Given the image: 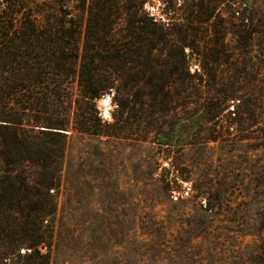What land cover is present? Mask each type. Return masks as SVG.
<instances>
[{
    "label": "trees",
    "instance_id": "1",
    "mask_svg": "<svg viewBox=\"0 0 264 264\" xmlns=\"http://www.w3.org/2000/svg\"><path fill=\"white\" fill-rule=\"evenodd\" d=\"M146 1L0 0V264H50L56 239L72 231V224L61 223L59 196L74 141L130 143L161 153L176 147L181 154L190 144L179 136L174 146L166 124L222 123L225 133L196 144L202 147L230 135L232 126L264 122V75L257 65H264V20L256 26L242 1L191 0V28L172 18L177 10L169 5L165 17L149 15ZM219 4L229 16L220 15L208 36L204 25ZM229 35L235 43L226 42ZM207 36L216 42H205ZM106 97L115 106L111 121L97 106ZM145 158L148 177L161 184L158 194L169 198L179 182H194L185 204L196 215L189 213L188 229L176 221L177 229L189 241L218 233L224 190L209 177H183L180 162L154 180L160 159ZM140 216L128 234L165 238L173 231L158 215ZM250 235L262 239L264 229ZM231 264H264V241Z\"/></svg>",
    "mask_w": 264,
    "mask_h": 264
},
{
    "label": "rangeland",
    "instance_id": "2",
    "mask_svg": "<svg viewBox=\"0 0 264 264\" xmlns=\"http://www.w3.org/2000/svg\"><path fill=\"white\" fill-rule=\"evenodd\" d=\"M190 1L147 0L144 10L151 16L162 18L163 9L169 5L177 10L172 16L176 22L194 28L196 25L187 21ZM237 1L248 5L255 13L256 26H260L259 20H264V0ZM220 15L229 16L225 4H219L213 18L207 26L204 25L210 28L208 36L213 34L212 24ZM208 36L205 42H216L215 38ZM236 40L232 35L226 38L228 43ZM260 43L257 41L256 44ZM257 65L264 75L260 60ZM197 68L198 63L194 62L192 71ZM97 106L105 120H113L115 106L111 97L99 101ZM221 125L192 124L181 128L166 124V132L174 146L179 136L190 144L181 154L176 153V147L166 148L161 153L158 150L145 151L130 143L111 142L104 146L87 138L71 143L59 207L61 223L67 222L73 227L71 232L64 230L56 239L55 257L50 264H231L242 251L256 250L257 244L264 241V236L261 239L250 235H257L264 229V139L261 136L264 122L232 126L230 135L210 142L208 146H196L216 133H225L227 129ZM143 158L160 159L162 167L158 168L154 180L165 174L163 168L169 170L171 163L180 162L183 177H209L213 187L222 188L227 201L222 216L215 219L218 233L211 238L189 241L188 234L177 229L179 224L176 221H184L183 227L188 229L187 221L192 219L189 213L196 215V209L190 203L185 204L195 194L194 182H179V187L169 198L158 194L161 184L150 180ZM152 213L171 225L173 231L168 237L128 234L129 223L138 221L140 214L142 220L148 221ZM183 213L185 217L181 216ZM178 251L183 252V257ZM46 252V249L42 250V253ZM171 254L174 258L178 256L174 263L168 260Z\"/></svg>",
    "mask_w": 264,
    "mask_h": 264
}]
</instances>
